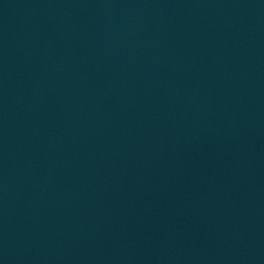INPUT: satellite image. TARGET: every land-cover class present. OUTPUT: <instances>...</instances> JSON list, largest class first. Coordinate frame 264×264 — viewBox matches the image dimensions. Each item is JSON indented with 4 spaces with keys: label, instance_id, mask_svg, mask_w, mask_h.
<instances>
[{
    "label": "water",
    "instance_id": "95a60500",
    "mask_svg": "<svg viewBox=\"0 0 264 264\" xmlns=\"http://www.w3.org/2000/svg\"><path fill=\"white\" fill-rule=\"evenodd\" d=\"M0 264H264V0H0Z\"/></svg>",
    "mask_w": 264,
    "mask_h": 264
}]
</instances>
